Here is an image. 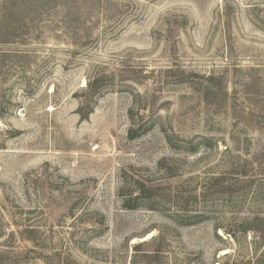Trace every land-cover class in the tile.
Segmentation results:
<instances>
[{
  "label": "rangeland",
  "instance_id": "374dc122",
  "mask_svg": "<svg viewBox=\"0 0 264 264\" xmlns=\"http://www.w3.org/2000/svg\"><path fill=\"white\" fill-rule=\"evenodd\" d=\"M258 158L264 0H0V264L254 263Z\"/></svg>",
  "mask_w": 264,
  "mask_h": 264
},
{
  "label": "trees",
  "instance_id": "16d2710c",
  "mask_svg": "<svg viewBox=\"0 0 264 264\" xmlns=\"http://www.w3.org/2000/svg\"><path fill=\"white\" fill-rule=\"evenodd\" d=\"M259 161H255V163H251L249 160L243 159L240 160L238 168V175L236 176V185L243 195L247 193L254 185L258 184V187H262L257 190L258 196H261V193L264 195V159L258 158ZM259 172V176L254 178L252 175L253 172ZM259 179V180H258ZM262 189V192L260 191ZM240 233L243 235H247L248 233L258 234L261 240H264V214L260 215L255 214L253 217H246L240 222ZM220 228L223 233L229 238L235 241V234L232 231H228L223 227ZM255 261L251 260L249 264H264V255L256 256ZM222 264V263H220Z\"/></svg>",
  "mask_w": 264,
  "mask_h": 264
},
{
  "label": "bare ground",
  "instance_id": "6f19581e",
  "mask_svg": "<svg viewBox=\"0 0 264 264\" xmlns=\"http://www.w3.org/2000/svg\"><path fill=\"white\" fill-rule=\"evenodd\" d=\"M150 236H148L146 239H148Z\"/></svg>",
  "mask_w": 264,
  "mask_h": 264
}]
</instances>
